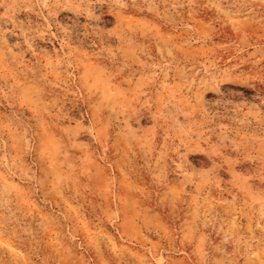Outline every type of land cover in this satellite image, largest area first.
Returning <instances> with one entry per match:
<instances>
[{
    "label": "rangeland",
    "instance_id": "374dc122",
    "mask_svg": "<svg viewBox=\"0 0 264 264\" xmlns=\"http://www.w3.org/2000/svg\"><path fill=\"white\" fill-rule=\"evenodd\" d=\"M0 264H264V0H0Z\"/></svg>",
    "mask_w": 264,
    "mask_h": 264
}]
</instances>
